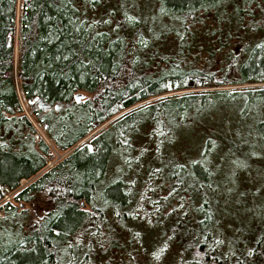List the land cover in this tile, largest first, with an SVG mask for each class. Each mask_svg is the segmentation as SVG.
I'll list each match as a JSON object with an SVG mask.
<instances>
[{
  "label": "trees",
  "instance_id": "1",
  "mask_svg": "<svg viewBox=\"0 0 264 264\" xmlns=\"http://www.w3.org/2000/svg\"><path fill=\"white\" fill-rule=\"evenodd\" d=\"M151 1L139 8L132 0H19L20 7L17 0H0V201L39 174L0 206V264H261L256 248L264 246V221L258 234H249L255 243L242 251L245 263L230 250L227 230L218 227L221 213L206 196L214 177L207 160L192 162L191 172L172 169L176 184L196 188V200H207V207L178 200L169 211L170 199L160 198L158 168L142 155L153 144L158 163L156 153L169 140L162 139L181 129L183 113L209 115L229 104L240 120H253L256 145L264 152V89L215 91L210 102L205 95L166 97L131 108L166 94L169 80L176 90L186 82L264 83V0ZM198 34L210 44L216 40L218 48L238 41L222 56L220 77L177 65L187 60ZM216 47L207 51L209 66L220 52ZM78 91L92 97L77 102ZM37 101L50 110H33ZM107 121L90 140L91 151L84 142L76 146ZM34 124L56 152L70 151L51 168L53 152ZM244 138L219 150L211 145L207 158L250 148ZM39 201L42 218L24 217L28 210L12 213L19 209L13 202L31 207Z\"/></svg>",
  "mask_w": 264,
  "mask_h": 264
},
{
  "label": "rangeland",
  "instance_id": "2",
  "mask_svg": "<svg viewBox=\"0 0 264 264\" xmlns=\"http://www.w3.org/2000/svg\"><path fill=\"white\" fill-rule=\"evenodd\" d=\"M17 2V5H19V0H17ZM126 2L127 4H129L130 0H126ZM132 2L135 5L140 6L139 8L146 7V5L143 4L144 2H146V0H132ZM147 5L152 6V1L147 0ZM19 17L20 11H18L17 6V27L15 36L16 50ZM191 42V52H189L187 55L184 54L185 58L187 59L185 60L186 62L177 61V65H179L182 70L198 69L206 73L217 72L216 76L220 77L218 72L221 73V70L219 69V63L222 59V56L227 55L231 43H237L238 41L233 40L231 41V43L229 42L228 46L223 45L221 48H218L219 44L216 40H214L213 43L210 44L205 37H202L201 34H198V37L192 39ZM216 45L217 50H220V52L218 53V55H215V65L209 66V64L211 63L208 62L207 51L211 47ZM236 46L238 45L233 44L231 46L232 50L236 49ZM168 47H171V45ZM164 49L166 48H162L161 51H164ZM166 53H171V51L167 49ZM231 75L235 76L236 72L232 73ZM14 77L16 78L15 74ZM169 82H171L172 84V90L168 89L169 91L166 94L158 97H152L144 102L135 105L131 109L146 106L148 104H155L156 102H158V99H164L166 97H172V99H176L181 98L184 95H189L193 96V99H198L200 96L205 95L206 97H209L206 99L210 102L211 94L215 91L241 94L248 91L264 89V83H248L243 85L207 84L198 86L197 83L193 84L190 82H186L183 89L176 90L175 83L172 82V80H169ZM218 82L222 83L223 81H216V83ZM16 88L18 89V94L21 100L22 98L19 93V86L17 84V81ZM77 96H79L80 98L77 102H81L92 97V94H88L84 91H78ZM21 104L25 114L28 116V118H30L23 100L21 101ZM39 104L45 105L41 103V101H37L32 109H37L42 112L50 110V108L43 110L42 108H40ZM56 106L58 107L56 110H59L61 108V106L59 105ZM235 107L236 105L230 104L224 107H217V109L211 112V114H205L201 116L196 115L194 111H189L185 114L183 113L180 116V121L177 122L178 126L181 123V129H178V131H176L174 135L162 139L165 140L166 138H168L169 140L166 141L168 142V144L162 145L159 148V153H156L158 163L156 164L155 162V154L152 150L153 144H151V149L149 151H145V153L142 155V158L145 157V164L150 163L151 161L153 166L156 165V168H158V170H156L155 172V175L157 178V183L161 186L160 198L170 199L169 202L171 203L172 208L169 211H171L172 209L175 210L177 208L178 200H182L183 205L193 203V209L194 207L200 209L204 202H206V204L204 205L205 207H207V200L203 202L202 197L196 200L198 196V193H196V188L188 190L184 185H182L181 187V184H176V182L178 181L176 179L177 174L175 172L173 173L172 171V169L175 167H182L187 172H191L192 162H205V160H207L209 164L208 166H210L209 169L214 172V177L213 179L211 178V187L209 191H207L206 196L210 198L209 204L215 206V209L221 213L222 220L218 222V227L220 229L224 227L227 230L226 237L230 238V240H228L230 242V250L238 258L241 257V259H244L246 258V255L243 254L242 251H244L248 245L252 246L255 243L254 236L250 238L249 234H258L261 231L262 226L260 222L264 221V152L256 145L257 143L254 139L255 125L253 120L251 118L246 120V122L240 120L237 114V109ZM250 116L253 117V112L250 114ZM30 120L32 121V118H30ZM108 123L109 122L107 121L105 124L99 126L98 128H95L93 130L89 129L90 134L87 135L76 146H79L83 142L90 145L92 136L94 137L95 135H97L99 130L105 127ZM34 128L36 130L38 138L43 139L53 152V156L49 158L47 164V168H51L57 161L63 159V157L66 156L70 151L65 153L56 152L52 143L49 142L46 138L44 131L40 129L36 124H34ZM91 130L93 133L95 132V134H93L92 136H90L92 134ZM242 135L246 137L244 138V140H246L250 148L244 146L240 151L234 152L232 154H226V150H220L207 158L209 153L211 152V149H213V146H217V150H219L223 146V143H235L237 138ZM207 141L210 142V145H206ZM173 142L175 143V146L171 147V144ZM211 145L213 146L211 147ZM253 145L256 147V149L253 148ZM136 146L140 148L141 146H143V143L137 142ZM252 149L255 150V155L254 152H252ZM233 150L236 151L235 149ZM244 153H248V155H244ZM135 159L136 157L133 158V161ZM136 161L139 162V159H137ZM116 162L117 160L110 161L113 166H116L114 165L116 164ZM38 176L39 174L37 175V177ZM37 177L34 176L30 180L20 181V185L17 190L4 195L3 199L0 201V206L7 204L9 200L12 199L15 193L27 187ZM147 180L148 179L146 177L145 180H142V182L144 183L143 188H146ZM136 190L138 191V189ZM175 192L178 195L174 198L173 194ZM12 205L19 208L15 209L14 211L12 210V213H15L16 215L21 214L20 211L28 210V214H24V217L26 216L29 219L33 220L42 218L41 214L43 212L44 205L41 201L36 202L31 207H29V205L26 203L19 204L13 202ZM19 206H21V209ZM85 209H87V207H85ZM19 223L20 222H18V224ZM24 229L26 230L25 226ZM13 231H16V229L14 228ZM226 245L227 244H224V246ZM226 247L229 246L227 245ZM256 250L259 262L261 264H264V246L258 245V248H256ZM245 260V263L249 261L248 258H246Z\"/></svg>",
  "mask_w": 264,
  "mask_h": 264
},
{
  "label": "water",
  "instance_id": "3",
  "mask_svg": "<svg viewBox=\"0 0 264 264\" xmlns=\"http://www.w3.org/2000/svg\"><path fill=\"white\" fill-rule=\"evenodd\" d=\"M168 89H169V90H172V84H171V82H168ZM75 100L78 101V100H79V96L76 95V96H75ZM39 106H40V108H42L43 110H46V109L51 108V107H49V106L41 105V104H39ZM54 108L57 109L58 107L55 106ZM93 134H95V132H94V133L92 132V134H91L90 136H92ZM87 147L89 148V151L92 150L91 145L88 144Z\"/></svg>",
  "mask_w": 264,
  "mask_h": 264
},
{
  "label": "snow or ice",
  "instance_id": "4",
  "mask_svg": "<svg viewBox=\"0 0 264 264\" xmlns=\"http://www.w3.org/2000/svg\"><path fill=\"white\" fill-rule=\"evenodd\" d=\"M129 19L131 20V19H135V18H134V17H129ZM136 235H139V233H137ZM217 243H223V241L218 240ZM247 254H248V255H251V254H252V249H249ZM157 258H158V257H157Z\"/></svg>",
  "mask_w": 264,
  "mask_h": 264
},
{
  "label": "bare ground",
  "instance_id": "5",
  "mask_svg": "<svg viewBox=\"0 0 264 264\" xmlns=\"http://www.w3.org/2000/svg\"><path fill=\"white\" fill-rule=\"evenodd\" d=\"M79 99H80V98H79ZM75 101H76V100H75ZM92 137H93V136H92ZM89 140H90V139H89ZM89 140H88V141H89ZM84 141H85V140H84ZM87 143H88V142H87ZM75 149H76V148H75Z\"/></svg>",
  "mask_w": 264,
  "mask_h": 264
}]
</instances>
